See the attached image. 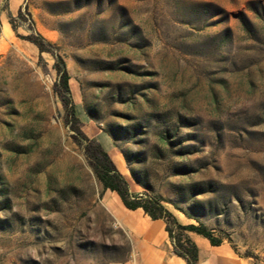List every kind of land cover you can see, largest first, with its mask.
<instances>
[{"label": "rangeland", "instance_id": "rangeland-1", "mask_svg": "<svg viewBox=\"0 0 264 264\" xmlns=\"http://www.w3.org/2000/svg\"><path fill=\"white\" fill-rule=\"evenodd\" d=\"M99 144L264 264V0H0V264H137Z\"/></svg>", "mask_w": 264, "mask_h": 264}, {"label": "crops", "instance_id": "crops-1", "mask_svg": "<svg viewBox=\"0 0 264 264\" xmlns=\"http://www.w3.org/2000/svg\"><path fill=\"white\" fill-rule=\"evenodd\" d=\"M118 198L113 204L114 215L131 238L137 264H187L175 254L174 242L164 220H153L142 209L129 210ZM188 236L198 248V264H252L227 242L214 246L210 240L196 233L190 232Z\"/></svg>", "mask_w": 264, "mask_h": 264}, {"label": "trees", "instance_id": "trees-1", "mask_svg": "<svg viewBox=\"0 0 264 264\" xmlns=\"http://www.w3.org/2000/svg\"><path fill=\"white\" fill-rule=\"evenodd\" d=\"M64 85V94L71 105L72 113H76V106L72 101V92L69 85V76L67 72L62 75ZM99 157L93 162L94 172L99 181L106 190L116 193L122 200L124 206L132 211L142 209L153 220H164L167 224V231L174 242V252L177 256L183 258L187 264H198L199 251L193 243L188 233H196L210 240L212 245L220 246L224 241L217 238L211 231L203 226H183L165 209L161 202L152 197L142 194H134L130 190V184L125 176L117 169L108 152L99 144ZM135 180L140 182L132 172Z\"/></svg>", "mask_w": 264, "mask_h": 264}, {"label": "bare ground", "instance_id": "bare-ground-1", "mask_svg": "<svg viewBox=\"0 0 264 264\" xmlns=\"http://www.w3.org/2000/svg\"><path fill=\"white\" fill-rule=\"evenodd\" d=\"M117 166L119 167V169H121L122 171H125L124 168V160L121 156H119L116 160Z\"/></svg>", "mask_w": 264, "mask_h": 264}]
</instances>
